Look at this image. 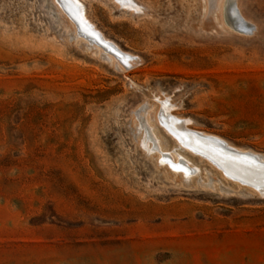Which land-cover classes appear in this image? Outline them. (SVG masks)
<instances>
[{
	"label": "rangeland",
	"instance_id": "rangeland-1",
	"mask_svg": "<svg viewBox=\"0 0 264 264\" xmlns=\"http://www.w3.org/2000/svg\"><path fill=\"white\" fill-rule=\"evenodd\" d=\"M61 4L0 0V264H264V185L178 132L264 162V0Z\"/></svg>",
	"mask_w": 264,
	"mask_h": 264
},
{
	"label": "bare ground",
	"instance_id": "bare-ground-1",
	"mask_svg": "<svg viewBox=\"0 0 264 264\" xmlns=\"http://www.w3.org/2000/svg\"><path fill=\"white\" fill-rule=\"evenodd\" d=\"M75 5L76 4H74V6ZM81 7H83V6H81ZM135 7H138V6L135 5ZM95 32L97 33V31H95ZM110 46H111V44H110ZM173 124H174V122H173ZM179 127H180V125H179ZM171 128H173V127L171 126ZM181 129H180V131L178 130V132L185 133L187 141L192 146V148L198 149L210 161H212L213 163H215L216 165L221 167L227 174L232 175V176H236V177L241 178L245 181H249L253 185H264V162L261 161L258 156H255L253 154L251 155V154L245 153L239 149H236V148L228 145L226 142L218 139L219 137L217 138L214 135H206V134H203L201 132H194L191 130L183 132ZM174 130H175V128H174ZM228 148L233 149L234 152L230 151ZM258 161H260V162H258Z\"/></svg>",
	"mask_w": 264,
	"mask_h": 264
},
{
	"label": "water",
	"instance_id": "water-1",
	"mask_svg": "<svg viewBox=\"0 0 264 264\" xmlns=\"http://www.w3.org/2000/svg\"><path fill=\"white\" fill-rule=\"evenodd\" d=\"M59 2H60V4H61V0H59ZM61 5H62V7H63L66 11H68V10L66 9V7H65L63 4H61ZM68 13H69V12H68ZM227 13H228L229 21L231 22L232 26H233L236 30H239V31H241V32H247V33L250 32V29H249V27H248L247 22L242 18V16H240V14H239L237 8H236L234 5H231V6L228 7V9H227ZM69 14H70V13H69ZM70 16H71L72 19L76 22V24H77V26H78V29H79L80 31H82L83 33H85L86 36H88V37H90V38H92V39H96V41H98V42L100 43V40H99V39H97V38L91 36V33H89V32L87 31L88 29H87V28L84 26V24L80 21V19L78 18L77 15H75V14L72 13V14H70ZM110 51H113V52L116 54L117 57L120 56V57H121L122 59H124L125 61L128 60V56H126L125 54L121 53L120 51H118V50H114V49H110ZM228 149H229L230 151H233V152H234L233 149H231V148H228ZM258 162H260V161H258ZM229 176H231V178H234V179H236V180H238V181H240V182H243V184H249V186H254V188H256V189H259V188H260V187H257L256 185H252V183L249 182V181H245V180H243V179H241V178H238V177H236V176H232V175H229ZM259 190H260V189H259Z\"/></svg>",
	"mask_w": 264,
	"mask_h": 264
}]
</instances>
